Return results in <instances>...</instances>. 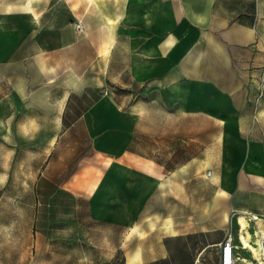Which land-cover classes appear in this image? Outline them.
I'll return each mask as SVG.
<instances>
[{
	"label": "rangeland",
	"instance_id": "obj_1",
	"mask_svg": "<svg viewBox=\"0 0 264 264\" xmlns=\"http://www.w3.org/2000/svg\"><path fill=\"white\" fill-rule=\"evenodd\" d=\"M8 1L11 12L21 0ZM50 1L45 21L61 22L63 0ZM33 45L0 42V264H129L130 253L153 257L162 243L166 256L142 264H218L213 243L227 236L238 264H264L237 238L242 211L264 219V60L246 77L243 137L216 122L209 153L206 139L184 137L153 155L165 168L136 161L108 201L94 193L110 160L93 154L81 127L66 129L62 72L46 68ZM49 61L62 63V54ZM49 75L57 81L45 82Z\"/></svg>",
	"mask_w": 264,
	"mask_h": 264
},
{
	"label": "crops",
	"instance_id": "obj_2",
	"mask_svg": "<svg viewBox=\"0 0 264 264\" xmlns=\"http://www.w3.org/2000/svg\"><path fill=\"white\" fill-rule=\"evenodd\" d=\"M9 3L0 0V42L31 41L46 68L62 72L66 129L81 127L93 154L110 160L95 198L114 201L136 161L165 168L153 155L184 137L206 139L211 152L216 122L243 137L246 77L264 60V0H63L58 23L45 21L50 0H21L11 12ZM58 53L62 63L51 65ZM87 91L94 97L85 103ZM161 245L132 264L165 257Z\"/></svg>",
	"mask_w": 264,
	"mask_h": 264
},
{
	"label": "bare ground",
	"instance_id": "obj_3",
	"mask_svg": "<svg viewBox=\"0 0 264 264\" xmlns=\"http://www.w3.org/2000/svg\"><path fill=\"white\" fill-rule=\"evenodd\" d=\"M32 12L35 15L37 14V12L34 10H32ZM221 194L224 197L226 193L221 191ZM216 202L218 203V201ZM247 213L248 212L246 211H242V213L239 215L240 221H239L237 238L241 248H245L249 250L254 259L260 260L261 259L260 257H262L261 255L264 254V219L253 214L246 215ZM251 219H255V229L253 231L250 230ZM226 220L227 218L223 217L220 219L219 223L223 221L225 222ZM140 258H141L140 252L138 250H135L134 252L128 255V263L132 264L134 261H137ZM242 260L246 261L247 259L245 257H242Z\"/></svg>",
	"mask_w": 264,
	"mask_h": 264
},
{
	"label": "built area",
	"instance_id": "obj_4",
	"mask_svg": "<svg viewBox=\"0 0 264 264\" xmlns=\"http://www.w3.org/2000/svg\"><path fill=\"white\" fill-rule=\"evenodd\" d=\"M74 28L78 31H82L84 23L82 20H77L74 23ZM219 264H238L237 245L233 242L231 236H227L219 243Z\"/></svg>",
	"mask_w": 264,
	"mask_h": 264
}]
</instances>
